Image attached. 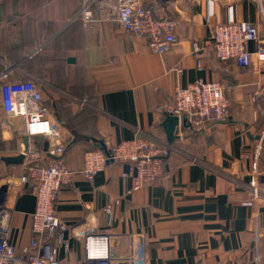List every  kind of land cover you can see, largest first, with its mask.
Here are the masks:
<instances>
[{
  "label": "crops",
  "instance_id": "obj_1",
  "mask_svg": "<svg viewBox=\"0 0 264 264\" xmlns=\"http://www.w3.org/2000/svg\"><path fill=\"white\" fill-rule=\"evenodd\" d=\"M85 1L0 0V73L10 68V80H33L63 94L48 104L65 122L66 162L76 175L60 191L56 211L78 239L59 260L83 264L84 236L107 233L116 264H130V257L138 264H264V195L254 198L253 161L245 158L257 146L255 136L264 135V63L254 60L243 69L221 62L213 44L222 22L257 24L264 36V0H142L178 24L179 43L164 54L122 32L116 0H95L90 19H74ZM194 41L204 46L199 55L192 53ZM247 49L255 52L256 44ZM198 80L230 90V118L200 131L180 122L170 143L167 115L157 109ZM23 128V122L9 128L0 122V194L12 209L17 252L36 253L31 243L43 237L32 230V186L18 184L24 163L3 161L21 154ZM138 134L173 148L156 184L132 192L124 177L131 164L113 162L86 180L84 156L96 146L91 138L111 147ZM28 141L48 150L41 137ZM258 167L264 187V151Z\"/></svg>",
  "mask_w": 264,
  "mask_h": 264
},
{
  "label": "built area",
  "instance_id": "obj_2",
  "mask_svg": "<svg viewBox=\"0 0 264 264\" xmlns=\"http://www.w3.org/2000/svg\"><path fill=\"white\" fill-rule=\"evenodd\" d=\"M95 0H86L74 19H90V8ZM115 21L127 36L145 39L154 53L164 54L178 45L177 22L156 16L153 9L142 4V0H116ZM256 44V51L250 52L248 44ZM213 44L216 56L223 62H235L240 68H248L254 60L264 63V36L257 24L246 22H222L214 27ZM204 51L200 41L192 43V53ZM198 66L201 62H197ZM12 69L0 73V122L5 128L16 122H23L22 134L28 139L41 137L48 144V150H37L28 141L23 148L24 171L19 178L21 188L32 186L36 199L32 214V230L43 238L33 240L31 247L35 254L18 253L11 241L12 209L0 194V264H69L59 260L61 250L68 256L72 252L70 242L78 239L74 228L65 225L56 211V201L64 186L73 182L75 172L66 162L68 136L65 126L55 115L43 106L45 87L33 80H10ZM264 83V76L262 79ZM230 90L217 82L198 80L186 88H177L171 104L159 107L157 111L186 120V126L200 131L226 122L230 118ZM80 106L85 102L80 101ZM180 128V126H179ZM264 136V135H261ZM108 148L89 151L84 156L82 175L92 182L109 163H129L132 169L124 174L132 183V192L156 184L164 175V167L173 152L172 146L158 138L138 134ZM264 145L258 141L252 156L254 198L264 195V187L258 182L259 161ZM14 184V182H11ZM111 222V219H110ZM85 259L83 264H116L113 251V237L107 233L86 234L83 239ZM260 260H264V253ZM130 264H138L130 257ZM71 264H81L72 261Z\"/></svg>",
  "mask_w": 264,
  "mask_h": 264
},
{
  "label": "water",
  "instance_id": "obj_3",
  "mask_svg": "<svg viewBox=\"0 0 264 264\" xmlns=\"http://www.w3.org/2000/svg\"><path fill=\"white\" fill-rule=\"evenodd\" d=\"M182 124L186 125V120L183 119ZM163 126L166 130L168 141L170 143H172L176 138V134H177V131H178L179 126H180V119L176 116L167 115V117L163 123ZM255 140L261 141L262 144L264 145V136L257 135V136H255ZM94 142L98 148L103 149L107 154L109 153L108 148L103 141L95 139ZM24 144H25V147L28 148V138H25ZM3 161L6 164H23L24 163V156L22 154H20L17 157L4 158Z\"/></svg>",
  "mask_w": 264,
  "mask_h": 264
},
{
  "label": "trees",
  "instance_id": "obj_4",
  "mask_svg": "<svg viewBox=\"0 0 264 264\" xmlns=\"http://www.w3.org/2000/svg\"><path fill=\"white\" fill-rule=\"evenodd\" d=\"M221 61V60H220ZM221 62H223V61H221ZM227 63V62H226ZM229 63V62H228ZM61 99V98H60ZM229 99V98H228ZM56 100L55 99H53L50 95H47V96H45V98H44V101H43V106H45L47 109H49L54 115H55V117L60 121V122H62L63 124H65V122H63V120L62 119H60L58 116H57V114L55 113V111H54V109L52 108V106H50V104H48V103H51L52 104V102H53V104H54V102H55ZM91 139H93V140H95L94 138H91ZM97 149V147L95 146H93L92 148H90L89 150H87V152H89V151H93V150H96ZM99 149V148H98ZM86 152V153H87ZM85 153V154H86ZM31 191V190H30ZM24 253H26V251H24ZM28 253H30V254H35L34 252H28Z\"/></svg>",
  "mask_w": 264,
  "mask_h": 264
},
{
  "label": "rangeland",
  "instance_id": "obj_5",
  "mask_svg": "<svg viewBox=\"0 0 264 264\" xmlns=\"http://www.w3.org/2000/svg\"><path fill=\"white\" fill-rule=\"evenodd\" d=\"M47 85H44L46 87L45 88V96L50 95L52 98H54L55 96L57 97V96L63 95L61 92H56V90H57L56 88H55L56 90H54L53 89L54 87L47 86Z\"/></svg>",
  "mask_w": 264,
  "mask_h": 264
}]
</instances>
